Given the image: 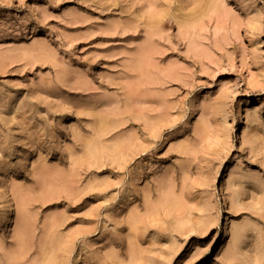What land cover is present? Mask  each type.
I'll list each match as a JSON object with an SVG mask.
<instances>
[{
	"label": "rangeland",
	"instance_id": "rangeland-1",
	"mask_svg": "<svg viewBox=\"0 0 264 264\" xmlns=\"http://www.w3.org/2000/svg\"><path fill=\"white\" fill-rule=\"evenodd\" d=\"M186 261L264 264V0H0V264Z\"/></svg>",
	"mask_w": 264,
	"mask_h": 264
},
{
	"label": "bare ground",
	"instance_id": "bare-ground-1",
	"mask_svg": "<svg viewBox=\"0 0 264 264\" xmlns=\"http://www.w3.org/2000/svg\"><path fill=\"white\" fill-rule=\"evenodd\" d=\"M5 216H6L5 221L10 223L14 217V211L12 207L9 208V211L5 214ZM182 264H189V263L186 261L183 262Z\"/></svg>",
	"mask_w": 264,
	"mask_h": 264
}]
</instances>
